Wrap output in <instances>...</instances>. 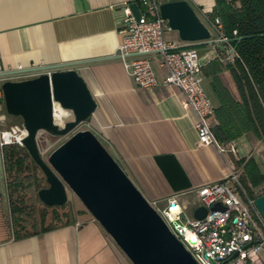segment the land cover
Returning a JSON list of instances; mask_svg holds the SVG:
<instances>
[{
	"label": "crops",
	"instance_id": "0c3cea01",
	"mask_svg": "<svg viewBox=\"0 0 264 264\" xmlns=\"http://www.w3.org/2000/svg\"><path fill=\"white\" fill-rule=\"evenodd\" d=\"M184 1L208 28L211 40L217 42L214 0ZM134 2L0 0V72L18 67L29 70L77 65L97 105L86 121V129L143 197L161 205L174 194L179 203L187 195L197 199L196 189L225 179L233 168V158L237 159L234 140L226 141V135L219 133L216 138L214 129L225 128L230 119L227 110L233 103L241 104V96L227 71L226 54L219 49L220 44L184 43L176 32L167 39L163 33L164 41L178 48L195 47L202 65V80L204 76L209 81L213 92L210 102L214 112L209 123L221 151L214 146L199 147L193 126L195 117L182 109L179 90L162 85L165 72L158 58L152 57L151 66L159 86L148 90L138 88L116 59L122 40V8ZM1 93L0 89V97ZM249 134L252 133L242 136ZM165 155L176 159L191 184L190 190L173 193L154 162V157ZM1 157L5 176L2 149ZM8 209L11 218L9 203ZM76 210L71 217L43 226H48L45 230L41 227L25 233L12 229L0 205V264H131L92 217L81 208Z\"/></svg>",
	"mask_w": 264,
	"mask_h": 264
},
{
	"label": "water",
	"instance_id": "95a60500",
	"mask_svg": "<svg viewBox=\"0 0 264 264\" xmlns=\"http://www.w3.org/2000/svg\"><path fill=\"white\" fill-rule=\"evenodd\" d=\"M130 9L139 19L138 6L131 4ZM159 10L168 29L176 32L181 42L216 43L186 1L163 3ZM219 49L225 53L223 46ZM229 53L233 55L234 49ZM34 72L37 75L30 79L3 81L0 89L6 114L18 119L25 131L24 151L45 178L47 188L37 192L38 200L45 207H61L69 190L131 264H196L95 135L89 130L75 131L97 107L77 65L47 66ZM55 107L70 115L61 125L53 119ZM41 133L51 137L70 135L46 162L37 147ZM154 162L173 193L191 189L173 156H157ZM254 203L264 220V195ZM0 205L9 224L1 150ZM211 210L224 208L215 204ZM206 213L200 207L193 212V218L201 220Z\"/></svg>",
	"mask_w": 264,
	"mask_h": 264
},
{
	"label": "built area",
	"instance_id": "2783aa9c",
	"mask_svg": "<svg viewBox=\"0 0 264 264\" xmlns=\"http://www.w3.org/2000/svg\"><path fill=\"white\" fill-rule=\"evenodd\" d=\"M139 8V19L124 5L122 40L117 47L116 59L140 89H153L159 86L151 59L156 56L159 66L164 70L163 86L172 87L182 94L181 107L194 115V130L199 147L220 145L213 134L209 120L214 107L206 97L202 85V65L198 52L193 46L178 48L174 43L163 39L166 22L160 15V0H135ZM213 26L219 33L216 44H225L226 62L232 63L235 53L223 35L219 18L213 20ZM35 69L0 72V81H22L37 75ZM3 99L0 97V150L7 146L22 147L25 131L20 123L9 124ZM42 135L37 136V143ZM234 152V149H231ZM239 183V174L232 168L229 175L196 189L198 208L207 213L201 220L187 219L185 208L177 194L165 201V208L158 210L156 201L150 206L160 215L170 232L191 255L196 264H264L261 254L264 252V220L255 206V199L245 193ZM264 195V192H262ZM220 204L224 211L211 210Z\"/></svg>",
	"mask_w": 264,
	"mask_h": 264
},
{
	"label": "trees",
	"instance_id": "16d2710c",
	"mask_svg": "<svg viewBox=\"0 0 264 264\" xmlns=\"http://www.w3.org/2000/svg\"><path fill=\"white\" fill-rule=\"evenodd\" d=\"M214 2V14L219 18L223 35L236 55L226 68L231 73L241 96V104L233 103L227 110L230 119L225 122V128L215 127L216 138H219V133L221 136L226 135V141L228 139L233 141L248 132L254 134L264 147V0H214ZM2 154L5 170L10 174L12 170L20 172L24 160L29 159L24 148L17 146L4 147ZM29 161L35 166L31 159ZM254 164L253 159L236 162V166L241 167L245 176L247 175L246 178L248 177L253 185H257L259 181L255 180L257 170ZM246 178L243 180V186L249 192ZM262 179L264 180V176ZM10 208L11 215L18 213L19 209L16 207ZM56 218L58 219V215H55ZM16 221L12 217V224ZM47 228L48 226L41 229Z\"/></svg>",
	"mask_w": 264,
	"mask_h": 264
},
{
	"label": "rangeland",
	"instance_id": "374dc122",
	"mask_svg": "<svg viewBox=\"0 0 264 264\" xmlns=\"http://www.w3.org/2000/svg\"><path fill=\"white\" fill-rule=\"evenodd\" d=\"M175 0H160V2H170ZM170 35H177L175 32L165 29L164 37L167 39ZM205 95L209 98L210 101H213V92L210 90L209 81L203 76L202 85ZM9 124L18 123V119L13 117H7ZM86 129V122L80 125L75 131H84ZM70 135L66 137H51L48 135H42L38 141V149L41 158L46 162L48 156L52 151L57 147L63 144ZM234 146L237 149V159L233 158V168L239 174V183L243 186V180L246 178L241 167L236 166V162L242 159H253L255 162L254 165L257 174L255 177L256 181H259L257 185L253 183L247 177V186L249 187V192L246 190L245 193L253 197H259L264 192V147L261 145L259 140L253 134L248 136L238 137L234 140ZM29 159L24 160L21 171L16 172L14 170L5 175V183L8 185V198L10 196L11 205L18 210L17 214H12L10 218L9 214V224L12 225V229L17 232L29 233L39 228L54 224L60 218L71 217L77 211L76 208H81L84 212L91 217V215L85 210L82 204L75 198V196L67 190V201L61 207H55L54 209L45 207L37 197V192L41 189L47 188L45 178L39 168L34 166ZM14 169V167L12 168ZM259 176V177H258ZM131 181V180H130ZM135 186V184H133ZM136 187V186H135ZM9 203V199H8ZM182 207L185 208L184 216L187 219L193 218V212L198 206V199L195 195H187L181 199L179 203ZM158 210L165 208V204H158ZM11 209V208H10ZM55 215H58V219H55ZM13 220L16 219V222L12 224ZM261 257L264 261V252L261 254Z\"/></svg>",
	"mask_w": 264,
	"mask_h": 264
},
{
	"label": "bare ground",
	"instance_id": "6f19581e",
	"mask_svg": "<svg viewBox=\"0 0 264 264\" xmlns=\"http://www.w3.org/2000/svg\"><path fill=\"white\" fill-rule=\"evenodd\" d=\"M69 118H70V115L68 113L62 112L60 109L55 107L53 119H55V122L58 125L63 124L65 122V120L69 119Z\"/></svg>",
	"mask_w": 264,
	"mask_h": 264
}]
</instances>
